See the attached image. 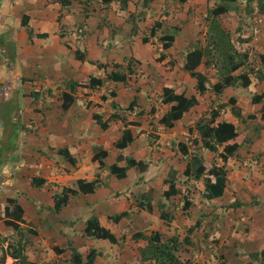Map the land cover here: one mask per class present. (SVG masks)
I'll list each match as a JSON object with an SVG mask.
<instances>
[{
  "label": "crops",
  "instance_id": "1",
  "mask_svg": "<svg viewBox=\"0 0 264 264\" xmlns=\"http://www.w3.org/2000/svg\"><path fill=\"white\" fill-rule=\"evenodd\" d=\"M84 1L0 0V212L7 198L21 209L20 219L13 216L16 211L0 218V264H142L139 250L154 233L159 239L187 236L189 243L178 254L189 263L198 255L206 259L201 264L212 256L215 264H264V0ZM87 1L94 2L93 17L86 22L89 33L79 39L75 25ZM218 6L225 10L213 16ZM97 13L123 27L117 39L115 31L106 35L109 48L149 44L153 67L132 58L110 64L87 59V48L101 39ZM211 18L228 33L230 66L236 65L230 72L235 81L218 92L212 85L220 75L209 56L193 70L183 68L186 53L205 44ZM166 35L172 40L162 38ZM160 65L167 68L162 75ZM110 73L113 77L100 84L87 82ZM197 74L204 81L201 92ZM241 78L248 84L241 85ZM163 85L192 101L178 119L170 117L176 102L161 101ZM214 109V122L244 133L237 157L224 162L227 188L239 195L235 206H229L233 197L226 200L225 190L214 204L206 203L215 198H203L183 174L187 164L190 172L198 162L223 163L220 147L203 144L195 129ZM152 127L159 134L155 142L148 140ZM126 134L129 141L119 148ZM100 137L107 139L104 146ZM129 159L144 168L129 165ZM161 159L173 165L164 173L157 169ZM112 164L125 169L122 177L109 171ZM169 169L175 171L177 193L164 196ZM93 179L92 190L82 192ZM127 179L132 199L116 213L93 216L113 242L86 234L85 222L73 228L71 218L56 217L71 205L95 200L84 198L104 182L113 187ZM184 195L191 202L185 210ZM43 202L47 210L38 207ZM137 232L142 237L133 239ZM90 250L94 254L86 260Z\"/></svg>",
  "mask_w": 264,
  "mask_h": 264
},
{
  "label": "trees",
  "instance_id": "2",
  "mask_svg": "<svg viewBox=\"0 0 264 264\" xmlns=\"http://www.w3.org/2000/svg\"><path fill=\"white\" fill-rule=\"evenodd\" d=\"M109 1V0H105ZM148 1V0H143ZM183 1V0H180ZM61 5H65L68 0H59ZM224 7L218 6L211 10L213 16L223 12ZM65 25L59 23V28L63 29ZM207 42L201 48H194L186 53L185 62L183 68L187 70H193L201 61L203 56H213L216 57L215 62L219 61L220 79L212 85V90L214 92L220 91L223 86L232 84L235 81V76L231 75L230 72L236 68L235 66H230L229 52L233 50L230 43L229 36L227 32L220 27L219 23L211 18L207 26ZM165 40H172L171 35H166L162 37ZM112 76V73L105 76V78H88L89 84H100L104 79H108ZM123 77V75H121ZM197 81V89L199 92L205 89L203 77L199 74L195 75ZM248 84V80L241 78V85L245 86ZM61 96L64 97V94ZM161 101L164 103L175 101V106L170 110V117L172 120L178 119L181 116L182 111L187 105H190L192 101H189L185 97L177 96L173 94V89L170 85H163L161 87ZM64 107V103H62ZM216 109L211 113L208 119H199V123L195 124V129L200 135L203 144L208 145V147L214 150V144L220 147L218 152V157L220 158L222 164H217L215 161L211 162H198L192 171L189 172V166L186 165L183 170V174L189 175V182L193 189L198 190V192L205 199H212L220 196L226 186V175L224 169V162L227 158H236L238 155L237 149L244 139V133H236L233 126L227 122H214L213 117L215 115ZM210 124V125H209ZM129 141L128 135H123L120 141L117 143L119 148L124 147ZM183 146V144H178ZM105 153L102 152L100 157L104 156ZM129 165H134L139 169L144 168V164L141 161H135L129 159ZM124 168L117 167L114 164L110 165L109 171L114 173L118 177L124 175ZM175 171L169 169L167 176L163 179L164 184L167 185V189L163 192L164 196L174 195L177 193L175 185ZM201 180V181H200ZM96 180H91L84 183V187L81 188L82 192H90L93 186L96 184ZM188 192V190L184 191ZM187 195L182 198L183 210L187 209L191 202L186 199ZM61 203H64L63 198L60 199ZM158 214L160 216V203L156 202ZM4 206H8V209H4ZM16 211L13 215L15 219H20L21 209L16 205L12 199L7 198L1 205L0 218H6V214H11ZM126 213L123 211L119 213L118 216H123ZM7 225H11L16 228V224L4 219ZM85 233L92 234L98 238H104L110 242L114 241L113 235L108 232L105 228L99 227L95 217H91L85 221ZM197 224V223H196ZM142 237L141 233H134L132 235L133 239ZM189 240L187 236L182 237L180 240L176 236H170L166 239H159L157 233H154L151 237L146 238V244L144 247L140 248L139 255L142 264H189L185 258H181L178 251L184 244H188ZM94 254V250H90L86 254V260ZM77 263L79 260L76 261Z\"/></svg>",
  "mask_w": 264,
  "mask_h": 264
},
{
  "label": "rangeland",
  "instance_id": "3",
  "mask_svg": "<svg viewBox=\"0 0 264 264\" xmlns=\"http://www.w3.org/2000/svg\"><path fill=\"white\" fill-rule=\"evenodd\" d=\"M79 1L81 2V4H84V2H85L84 0H79ZM86 5L88 6V9L84 10L83 13L80 14V16L77 18V23L75 25V35L76 36H77V28L79 27V25H82V24L85 25V29L79 35L80 37L77 36V38H79V39L83 38L85 35V32L87 30L86 22H87V24H89V21H88L89 18L93 17V16H91L92 11L90 9V6L93 7L94 2L87 1ZM72 9H74V8H72ZM94 14H96V12ZM89 16H91V17H89ZM96 19L99 21V23H98V27L95 28V30H99V32L101 34V39L97 42L94 41L96 46L92 45L91 47L87 48V53H86L87 59H89L90 61H93V62H100V63L101 62H107L108 64H110V62H112V61L132 58L133 62L135 64H137L136 62H137V60H139L141 62L143 61L144 65H148V66L153 67L154 61L150 59V56H152L151 51L154 50L153 47H151L149 44L143 45L140 43L131 42L128 44L129 45V48H128L127 45H125L124 43L121 42L122 39H120L118 42H121V45H122L121 48H119L118 46H111L109 48L108 44L105 41L106 35L108 33H111V31H115V38L117 39L118 35L123 32V30H122L123 27L121 25L120 26L119 25L112 26V25L108 24L107 21L104 20V17H102L99 13H97ZM129 22H130V20H129ZM88 33H89V27L87 30V34ZM206 37H207V32H206ZM206 37H205V41L207 42ZM94 42H92V43H94ZM206 42H205V44H206ZM210 57H211V59L209 57L207 59H209V61L214 62V65L217 66V72H218V74H220V72H222V69H219L220 62L219 61L215 62L216 57H213V56H210ZM133 62L131 61L130 63L133 65ZM127 66H128L127 69H129V65H127ZM95 68H96V66H95ZM159 68L160 69L157 71L161 75H162L163 71L167 70V68H164L162 65H160ZM92 73H94L93 70H92ZM158 79L161 80V78H158ZM160 80H158V81H160ZM140 108H141V106H140ZM21 109H22V107H21ZM137 112L138 111L135 110L133 113V114H135L134 118H136V119L138 116ZM125 117L127 118L128 115H126ZM130 117H132V116H130ZM205 119L206 118H202V120H205ZM41 127H43L42 124H41ZM38 128H39V126L37 125V129ZM33 130H35V129H33ZM148 132H149L148 133V136H149L148 140L155 142V140L158 139L157 137H159V134L156 132V128L152 127L150 129V131H148ZM193 133H195V132L193 131ZM41 138L45 139L44 136H41ZM98 139H100V142H101L100 143L99 141H97L98 144H101L102 146H104V143L107 141V139L105 137L104 138L100 137ZM37 152L40 153L41 158L43 156H45V154H46V151L43 147L39 148ZM156 154L159 155L161 153L156 152ZM171 166H173V165H169V162H167L165 165L161 159L160 163L158 165L159 168H157V169L160 170V172L164 173L166 171V169L171 167ZM165 167H166V169H165ZM129 180L130 179H127L123 182L121 181L119 183V186L113 185V187H110L111 186L110 183L106 184L104 182V184L96 190L95 194L88 195L87 197L84 198V200L96 198L95 200H93L92 202H89V203H84L83 205H79L76 207L71 205V207H72V208L70 207L71 209H69L67 212L66 211L59 212L56 215V217L57 218H71L72 219L71 225H73V228H75L78 226H83L85 220L90 218V217L98 216L99 214H103L104 212H111L112 214L116 213L120 209L122 204H124V206H125L127 204V201L132 199V194L134 192H133V187L128 184ZM186 181L189 182V180H186ZM117 185H118V183H117ZM224 190H225L224 194L226 196V200H230L229 199L230 196L233 197L229 206L238 205L239 195L235 191H231L230 189H228L227 184H226V187ZM195 191H197V193H199L198 190L195 189ZM96 194H98L97 197L95 196ZM244 194L247 197V200L250 199L249 193L245 192ZM218 200H219L218 198H215V199H212V201L207 200L205 202L212 205ZM45 205H46V203L41 204L38 207H41L42 209L47 210V207ZM221 206H223V204ZM127 210H129V209H127ZM30 216L32 217V214ZM72 233H73V231L69 235L70 240L73 239ZM104 242H108V241H104ZM95 245H96V243H95ZM201 260L205 261L206 259L198 258V255L192 256V257H190V263L189 264H201ZM207 261H208L207 264H215L217 262V259L215 256H212V258L211 259L208 258Z\"/></svg>",
  "mask_w": 264,
  "mask_h": 264
},
{
  "label": "built area",
  "instance_id": "4",
  "mask_svg": "<svg viewBox=\"0 0 264 264\" xmlns=\"http://www.w3.org/2000/svg\"><path fill=\"white\" fill-rule=\"evenodd\" d=\"M85 29V25H79V27L77 28V36L80 37L79 35L82 33V31Z\"/></svg>",
  "mask_w": 264,
  "mask_h": 264
}]
</instances>
